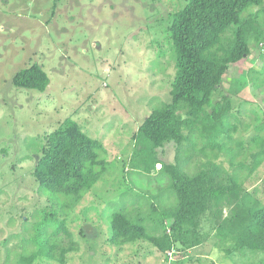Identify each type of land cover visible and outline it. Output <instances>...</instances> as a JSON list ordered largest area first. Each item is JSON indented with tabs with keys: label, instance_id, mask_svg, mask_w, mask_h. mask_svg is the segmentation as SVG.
Listing matches in <instances>:
<instances>
[{
	"label": "rangeland",
	"instance_id": "rangeland-1",
	"mask_svg": "<svg viewBox=\"0 0 264 264\" xmlns=\"http://www.w3.org/2000/svg\"><path fill=\"white\" fill-rule=\"evenodd\" d=\"M183 5L184 0H0V264H23V258L37 253L35 229L50 213L64 219L77 250L62 263L37 256L31 264H264V253H227L229 244L217 247L216 208L199 220L204 242L186 251L176 245L160 253L145 240L110 243L112 213L122 210L130 219H142L147 232L158 236L156 217L175 205L168 181L157 174L160 165L146 175L129 161L137 128L169 101L175 67L167 28L170 15ZM249 12L264 29V3L244 13ZM253 43L246 60L229 66L221 88L232 98L229 122L237 127L233 138L243 143L241 156L234 160L224 152L215 161L224 183L233 177L264 206V158L260 147L249 143L255 116L249 113L264 109V89H254L246 77L250 69L262 67L264 51ZM33 64L48 76L44 92L12 85L13 76ZM66 119L102 144L107 166L75 206L61 210L67 201L52 202L33 170L44 137ZM158 157L165 163L178 158L188 175L213 160L188 142L180 153L166 144ZM228 211L222 209V215ZM50 241L61 245L66 239L60 235Z\"/></svg>",
	"mask_w": 264,
	"mask_h": 264
},
{
	"label": "trees",
	"instance_id": "trees-1",
	"mask_svg": "<svg viewBox=\"0 0 264 264\" xmlns=\"http://www.w3.org/2000/svg\"><path fill=\"white\" fill-rule=\"evenodd\" d=\"M263 3L264 0H184L182 8L170 15L167 33L175 71L169 101L154 109L137 128L132 137L129 165L139 167L146 175L160 165L157 174L168 181L175 205L156 217L161 230L158 236L147 232L142 219H130L122 210L112 213V245L145 240L160 253L171 251L176 245L184 251L198 247L205 240L198 231L199 220L216 208L212 223L213 237L219 242L217 247L229 244L227 253L239 250L264 253V206L252 198V193L242 191L233 177L229 176V183H224L220 178L221 167L215 161L224 152L234 160L241 156L243 143L233 138L237 127L229 122L232 98L221 88L229 66L250 55V42L256 47L264 45V29L258 25L255 14L244 13L249 7ZM259 56L260 70L252 68L246 74L254 89H264V53ZM11 82L15 88L39 92L49 85L47 74L37 64L18 71ZM216 94L219 98H215ZM250 114L255 116L249 143L259 146L258 154L264 158V109ZM185 142L202 155L211 153L213 157L193 175L181 169L178 158L165 163L158 157V150L166 144L173 143L180 153ZM233 143L235 147L231 146ZM104 156L100 142L88 137L76 122L66 119L44 137L33 177L52 202L59 197L67 201L60 207L63 210L75 206L99 181L107 166ZM253 157L258 164L260 159ZM190 159L186 158L183 165ZM226 207L229 211L223 216L222 209ZM150 208L157 212L154 205ZM43 225L45 229L52 225L51 233H45ZM35 230L33 243L37 255L23 258V264H31L37 256L62 263L66 254L77 250L64 219L57 220L55 213L48 214ZM60 235L66 239L61 245L50 241Z\"/></svg>",
	"mask_w": 264,
	"mask_h": 264
},
{
	"label": "built area",
	"instance_id": "built-area-1",
	"mask_svg": "<svg viewBox=\"0 0 264 264\" xmlns=\"http://www.w3.org/2000/svg\"><path fill=\"white\" fill-rule=\"evenodd\" d=\"M260 47L262 48V50L264 51V45L260 44Z\"/></svg>",
	"mask_w": 264,
	"mask_h": 264
},
{
	"label": "water",
	"instance_id": "water-1",
	"mask_svg": "<svg viewBox=\"0 0 264 264\" xmlns=\"http://www.w3.org/2000/svg\"><path fill=\"white\" fill-rule=\"evenodd\" d=\"M86 228H87V227H86ZM86 228H85V229H86Z\"/></svg>",
	"mask_w": 264,
	"mask_h": 264
}]
</instances>
